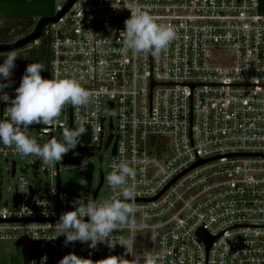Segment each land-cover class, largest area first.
I'll list each match as a JSON object with an SVG mask.
<instances>
[{
  "label": "built area",
  "instance_id": "built-area-1",
  "mask_svg": "<svg viewBox=\"0 0 264 264\" xmlns=\"http://www.w3.org/2000/svg\"><path fill=\"white\" fill-rule=\"evenodd\" d=\"M49 1L54 15L69 0ZM130 10L149 13L174 31L158 56L123 46L120 32ZM19 18L0 16V45L27 36L40 19L31 17L34 25L24 30ZM40 38L48 43V78L59 73L75 79L92 97L80 108L65 105L52 125H29L37 131L33 138L38 144L62 140L63 130L75 129L81 119L87 131L51 169L35 155L0 147V242H25L29 264H58L70 253L88 259L86 264H107L109 256L131 260L118 244L65 245L56 225L78 198L97 200L103 185L107 197L116 194L105 177L110 163L123 158L136 169L129 179L135 218L146 225L138 230L137 255L163 252L158 264H264L261 0H76L26 49ZM18 86L4 89L10 99ZM7 106L0 101V119L7 117ZM104 127L111 133L104 135ZM101 147L110 150V158L96 179L93 165L78 152ZM18 159H27L21 169L32 167L36 180L42 171L43 190L17 175ZM62 165L77 170L74 194L60 190ZM4 174L17 179L9 198L2 196ZM198 231L213 238L208 249Z\"/></svg>",
  "mask_w": 264,
  "mask_h": 264
},
{
  "label": "clouds",
  "instance_id": "clouds-1",
  "mask_svg": "<svg viewBox=\"0 0 264 264\" xmlns=\"http://www.w3.org/2000/svg\"><path fill=\"white\" fill-rule=\"evenodd\" d=\"M121 33L122 44L126 49L133 53L149 52L153 56L166 50L175 38L170 26L158 23L154 16L143 11L130 10V17L124 21ZM17 58V52L10 50L0 59V101L8 105L7 117L0 119V147H11L22 156L35 155L51 169L54 162L61 161L65 154L80 144L79 137L87 131L85 125L88 122L81 119L75 129L63 130L62 140L53 137L43 144H38L35 138L28 135L29 125H52L60 117L65 105L74 108L86 106L91 102L92 94L77 80L61 77L59 73L51 78H42L41 72L45 66L32 62L27 64L19 86L14 90V98L10 99L4 89L13 83L11 76ZM93 127L95 130L96 126ZM80 167H87L85 161ZM109 167L111 171L105 179L116 194L99 201L82 196L73 203V210L59 216L56 225L65 237V245L79 241L95 247L97 243L107 242L111 248L118 244L132 259H125L123 255L109 256L106 258L107 264H158L163 252L160 257L151 252L140 256L134 249L138 230L146 227L143 219L137 221L135 218L134 185L129 183V179L135 176L136 169L123 158L118 162L114 160ZM79 182L85 184L83 179ZM125 229L128 230L127 236L124 235ZM117 230L119 234H116ZM113 235L115 242H112ZM86 261L89 260L70 253L62 257L58 264H86Z\"/></svg>",
  "mask_w": 264,
  "mask_h": 264
},
{
  "label": "rangeland",
  "instance_id": "rangeland-1",
  "mask_svg": "<svg viewBox=\"0 0 264 264\" xmlns=\"http://www.w3.org/2000/svg\"><path fill=\"white\" fill-rule=\"evenodd\" d=\"M40 1V0H37ZM49 1V0H48ZM51 3V12L54 13V5ZM24 52H17L18 58L15 61V69L17 68L20 73L24 70L22 66H19V61H24L25 59ZM111 133L104 127V135ZM37 131L34 129L28 130V135L33 137L36 136ZM79 155L83 157L86 161L90 162L94 167V176L97 179L99 171L105 174L106 164L110 158V150L103 149H94L92 152L88 150L79 151ZM27 163V159L17 160V175L22 174L31 184H35L34 188L39 191L43 190L47 182L43 178L42 171L39 170L37 173V180L33 176V168L28 166L26 169L22 170L21 168ZM3 189L2 196L3 198H9L12 195L16 184V178L10 177L7 174H4L3 177ZM59 187L62 192L67 194H74L77 188V170L72 165H62L59 168ZM7 188H10L8 191ZM108 190L105 185H103L97 195V201L107 198ZM30 253L29 247L25 242H0V264H29Z\"/></svg>",
  "mask_w": 264,
  "mask_h": 264
},
{
  "label": "water",
  "instance_id": "water-1",
  "mask_svg": "<svg viewBox=\"0 0 264 264\" xmlns=\"http://www.w3.org/2000/svg\"><path fill=\"white\" fill-rule=\"evenodd\" d=\"M76 0H69L65 6L58 13L51 15V8L47 2L43 1H0V16L7 17H39L40 19L35 25L34 30L23 37L22 39L13 42L11 44L0 45V52H8L10 50H18L29 43L38 39L41 35L42 27L47 23L57 22L72 6ZM111 106V105H110ZM112 113L110 108L109 114ZM115 149L113 148V153ZM201 161L197 162L195 165L200 164ZM13 166V163H11ZM102 177L100 178L98 188L101 186ZM97 188V189H98ZM95 195V194H94ZM198 236L202 238L206 245V249L213 242V238L208 237L204 232L198 231Z\"/></svg>",
  "mask_w": 264,
  "mask_h": 264
},
{
  "label": "trees",
  "instance_id": "trees-1",
  "mask_svg": "<svg viewBox=\"0 0 264 264\" xmlns=\"http://www.w3.org/2000/svg\"><path fill=\"white\" fill-rule=\"evenodd\" d=\"M0 1H14V0H0ZM41 1L47 2L51 8V3H49L48 0H41ZM261 8L264 9V0H261ZM19 19L23 24L24 30L30 29L35 23V20L31 17H20ZM39 40H40L39 44L34 47L26 49V47L24 46L15 51L16 52L26 51L25 53L26 57L24 61H19V66H22L25 70L28 63H32V62L42 63L45 66V70L41 72V76L42 78H48L49 61H50L48 43L43 38H40ZM6 54L7 53L5 54L0 53V59L6 56ZM24 70L22 71V73H20V71L17 68L16 69L14 68L12 70L11 80L13 81V83L16 82L19 84L20 78L23 75Z\"/></svg>",
  "mask_w": 264,
  "mask_h": 264
}]
</instances>
